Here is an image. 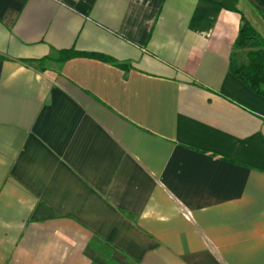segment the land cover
<instances>
[{
    "label": "crops",
    "instance_id": "0c3cea01",
    "mask_svg": "<svg viewBox=\"0 0 264 264\" xmlns=\"http://www.w3.org/2000/svg\"><path fill=\"white\" fill-rule=\"evenodd\" d=\"M241 22L217 0H0V264H264Z\"/></svg>",
    "mask_w": 264,
    "mask_h": 264
},
{
    "label": "trees",
    "instance_id": "16d2710c",
    "mask_svg": "<svg viewBox=\"0 0 264 264\" xmlns=\"http://www.w3.org/2000/svg\"><path fill=\"white\" fill-rule=\"evenodd\" d=\"M225 9L238 11L242 15L239 34L231 52L230 68L248 87L264 95V36L253 26L247 16L239 9L238 0H217ZM264 5V0H257ZM257 8V7H256ZM264 18V10L257 8ZM76 56H89L110 60L101 54L67 49L61 51L58 60L65 62Z\"/></svg>",
    "mask_w": 264,
    "mask_h": 264
},
{
    "label": "water",
    "instance_id": "95a60500",
    "mask_svg": "<svg viewBox=\"0 0 264 264\" xmlns=\"http://www.w3.org/2000/svg\"><path fill=\"white\" fill-rule=\"evenodd\" d=\"M257 8L264 10V5H261L257 0H250Z\"/></svg>",
    "mask_w": 264,
    "mask_h": 264
},
{
    "label": "rangeland",
    "instance_id": "374dc122",
    "mask_svg": "<svg viewBox=\"0 0 264 264\" xmlns=\"http://www.w3.org/2000/svg\"><path fill=\"white\" fill-rule=\"evenodd\" d=\"M252 5V4H251Z\"/></svg>",
    "mask_w": 264,
    "mask_h": 264
}]
</instances>
